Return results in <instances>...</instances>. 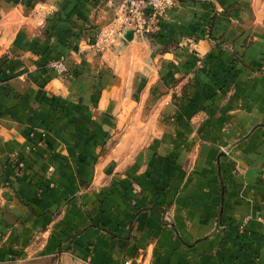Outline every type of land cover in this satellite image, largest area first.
Wrapping results in <instances>:
<instances>
[{"label":"crops","instance_id":"obj_1","mask_svg":"<svg viewBox=\"0 0 264 264\" xmlns=\"http://www.w3.org/2000/svg\"><path fill=\"white\" fill-rule=\"evenodd\" d=\"M7 1L0 20V59H10L0 67V262L64 248L86 264H264V31L251 50L253 70H234L235 88L210 100L191 95L185 115L163 117L160 130L154 121L143 132L126 131L112 150L111 174L98 156L111 122L129 115L112 120L110 110L149 103L154 79L145 81L140 70H169L151 65L167 55H152L147 40L136 38L103 55L78 51L77 35L106 27L125 0L42 1L41 11L48 6L69 18L67 43L45 38L38 26L44 13L40 22L15 19L14 0ZM209 7H174L158 40L178 36L185 17H204ZM196 47L206 52L208 45L198 40ZM62 57L73 71L64 81L41 66ZM92 69L107 70L99 86L83 75ZM199 109L206 116L200 129L189 121ZM156 137L137 150L140 139Z\"/></svg>","mask_w":264,"mask_h":264},{"label":"rangeland","instance_id":"obj_2","mask_svg":"<svg viewBox=\"0 0 264 264\" xmlns=\"http://www.w3.org/2000/svg\"><path fill=\"white\" fill-rule=\"evenodd\" d=\"M42 1L50 5L54 3V0H14L13 7L17 8L13 14L15 19H17V17L21 20L28 19L27 21L29 22H40L43 19L38 26H40V30H43L45 38L57 40V37H59L62 42L67 43V39H69V37H67L69 33V27L67 26L69 18H67V16H61L60 12H55L52 7L47 6L44 8V11H41L39 9V4ZM64 1L68 2V0H63V2ZM93 1L96 4L103 2V0ZM175 1L176 4L174 7L184 3H191V5L209 4L210 7L208 12L206 11L204 13V17L200 16V13H197L198 15H195L194 18L185 17L183 24L187 27H185L178 36L170 39L168 38L167 40H158V35L153 37L148 35L138 36L139 38L134 36V39L136 38L141 41L147 40L152 55L156 54V57L167 55L166 57H160L157 61H153L151 65L160 66L162 69L169 70H154V74L148 68V70H140V75L144 77L145 81L154 79L149 91L153 99H150L149 103L141 100L142 105L139 107L128 106L126 108H120L121 111L116 110V108L110 110L111 114L109 115L112 120L120 119L118 116L122 113L125 115L124 118H127L129 115V118H133L134 120L129 121L130 119L128 118L126 120L122 119L123 122H111V132L108 133L105 140L106 143L98 156L99 158L102 157L108 160L109 165L112 167V170L109 171L111 174H113L114 165L117 163L115 160L116 154L112 153V150L119 141L123 140V135L126 131L137 130L143 132L147 129V124H154V121L157 130H160L159 123H162L163 117L169 115L170 117L179 118L181 114L185 115V109L182 108V104L187 100H191V95L194 97L195 94L198 93L200 97L210 100L217 95L218 92L226 89L227 86H230V89L235 88V84H233L232 80L235 78L233 72L236 68L244 67L248 70H253L250 56L251 50L256 44V35L263 36L264 0H252L250 5H243L242 0ZM5 3H8V1L0 0V20L3 19V8L4 10L6 9ZM124 3L126 6V0ZM15 8L12 9L15 10ZM60 11L62 12V9ZM124 12L125 11H123L122 14H124ZM42 13L45 14L43 18L41 15ZM120 16H118L117 13L114 20H112V18L111 21L107 23L106 27L95 30L91 37L87 34H78L77 38L79 39V43H77V40L75 45H83L82 47H84L82 50L79 49V47L78 51H82L81 53L84 54L92 52V54L98 56L109 51L113 52L114 49L119 46L128 48L134 39L132 41H127L122 36L107 50L103 52L97 50V43L103 36L104 31H116L118 28V23L116 24V22H118ZM202 19L204 20L201 23ZM54 20L60 21L59 27H57L58 24H56ZM31 27V32L38 31L35 24ZM186 30H188V32ZM185 31L187 34H184ZM198 40L205 41L208 45L207 49L204 50L206 52L196 47ZM115 43H118L116 47H114ZM52 44L43 45L45 47L43 53H49V49H51L50 45ZM262 44L264 45V43ZM260 55L261 58L254 57V59L258 58L259 61H263L260 69L263 70L264 53ZM9 60L8 56L4 55L0 59V67L5 66ZM60 60L65 63L67 59L62 57L58 59V61ZM54 62L55 60L46 61L42 63L41 66L52 69V64ZM166 62H171L172 66L169 67ZM185 63H187L190 69H186ZM71 70H68V73L64 76H59L56 73L58 79L62 81L67 80L73 73ZM75 70L78 69L76 68ZM53 71L55 72V70ZM90 71L91 70H88V72H86L85 70L86 74L83 75L91 79L97 86L101 85L103 76L107 74V70L92 69V72ZM94 110L95 108L92 107L88 109L90 112H94ZM197 115L199 119L196 120L195 117ZM193 116L194 117L189 121L194 127H199L200 129L203 123L202 120L206 118L204 112L199 109ZM172 121L174 122L175 120ZM113 132H117V134H112ZM158 139V137H156V140L151 138L140 139L137 150H144L149 142L153 143ZM132 184H134V182H132ZM66 251L67 250L62 248L60 253L53 257H44L41 259L32 258L25 261L20 258H15L10 262H0V264H86L85 262L76 260L74 257L64 255V253H67Z\"/></svg>","mask_w":264,"mask_h":264},{"label":"built area","instance_id":"obj_3","mask_svg":"<svg viewBox=\"0 0 264 264\" xmlns=\"http://www.w3.org/2000/svg\"><path fill=\"white\" fill-rule=\"evenodd\" d=\"M175 2V0H126L125 12L119 17L118 28L116 31H104L97 43V50L100 52L107 50L124 35L126 29H132L135 36L157 34L162 19L175 6ZM52 69L59 76L68 73V68L62 60L55 61ZM24 167V162L19 161L18 168ZM124 264H131V261L127 260Z\"/></svg>","mask_w":264,"mask_h":264},{"label":"water","instance_id":"obj_4","mask_svg":"<svg viewBox=\"0 0 264 264\" xmlns=\"http://www.w3.org/2000/svg\"><path fill=\"white\" fill-rule=\"evenodd\" d=\"M134 36L135 35L132 29H126L123 38H125L127 41H132L134 39Z\"/></svg>","mask_w":264,"mask_h":264},{"label":"trees","instance_id":"obj_5","mask_svg":"<svg viewBox=\"0 0 264 264\" xmlns=\"http://www.w3.org/2000/svg\"><path fill=\"white\" fill-rule=\"evenodd\" d=\"M155 35H157V34H148V36H150V37H153V36H155Z\"/></svg>","mask_w":264,"mask_h":264}]
</instances>
